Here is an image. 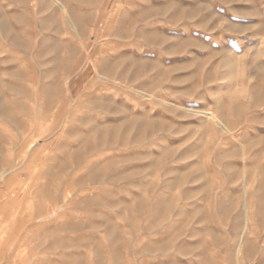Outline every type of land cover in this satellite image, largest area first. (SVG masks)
<instances>
[{"label":"rangeland","instance_id":"obj_1","mask_svg":"<svg viewBox=\"0 0 264 264\" xmlns=\"http://www.w3.org/2000/svg\"><path fill=\"white\" fill-rule=\"evenodd\" d=\"M3 14L0 264H264V0Z\"/></svg>","mask_w":264,"mask_h":264},{"label":"bare ground","instance_id":"obj_2","mask_svg":"<svg viewBox=\"0 0 264 264\" xmlns=\"http://www.w3.org/2000/svg\"><path fill=\"white\" fill-rule=\"evenodd\" d=\"M17 1H19V2H23V0H17ZM199 8H201V6H198V7H196V9H199ZM157 11H159V9L157 10ZM155 12V11H154ZM0 22L2 23V24H6L7 23V20H6V17H4V14L3 15H0ZM148 40L149 41H151V42H154V43H156V42H162L163 40H164V37H162V36H149L148 37ZM182 51H183V46H179L178 48H176V50H175V52L176 53H182ZM132 62V61H131ZM190 108H192V107H190ZM189 109V108H188ZM194 110V109H193ZM6 111V110H5ZM186 111H188V110H186ZM190 111V110H189ZM193 112V111H192ZM202 112V111H201ZM4 114H7V113H4ZM194 114V113H193ZM208 114V113H207ZM212 115V114H211ZM208 116V115H207ZM209 117H211V116H209ZM213 118V117H212ZM217 126H218V124H217ZM224 127V126H223ZM223 127H221V128H223ZM223 130H225V129H223ZM169 155V154H168ZM238 257V256H237Z\"/></svg>","mask_w":264,"mask_h":264}]
</instances>
